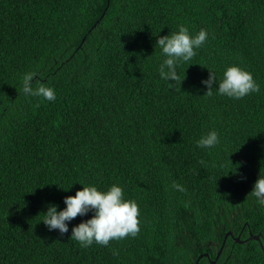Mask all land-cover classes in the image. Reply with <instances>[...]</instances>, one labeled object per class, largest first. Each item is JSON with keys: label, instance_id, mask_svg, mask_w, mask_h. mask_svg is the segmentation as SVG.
Instances as JSON below:
<instances>
[{"label": "trees", "instance_id": "obj_1", "mask_svg": "<svg viewBox=\"0 0 264 264\" xmlns=\"http://www.w3.org/2000/svg\"><path fill=\"white\" fill-rule=\"evenodd\" d=\"M179 24L209 38L169 89L154 44ZM230 64L260 92L203 95L208 69L219 79ZM29 71L55 101L21 92ZM209 130L219 143L196 147ZM259 175L264 0H0V264H264L255 241L235 260L218 252L233 217L264 225L247 197ZM79 183L119 184L139 206L138 235L81 247L71 227L88 216L50 231L41 212Z\"/></svg>", "mask_w": 264, "mask_h": 264}, {"label": "clouds", "instance_id": "obj_2", "mask_svg": "<svg viewBox=\"0 0 264 264\" xmlns=\"http://www.w3.org/2000/svg\"><path fill=\"white\" fill-rule=\"evenodd\" d=\"M208 38L209 33L205 29L201 28L193 34L183 24L177 25L175 31L156 36L154 45L163 57L157 71L160 79L168 84L169 89H174L175 83L180 79L177 73L178 65L181 62L192 61L197 54L196 50L200 49ZM208 71V77L201 81L206 89L203 95H213L212 89L215 88L218 95L240 100L252 93L260 92V86L252 73L239 65L225 66L219 79L215 72L209 69ZM20 90L25 96L42 97L47 101L56 99L55 90L39 81L36 74L31 71L23 75ZM218 143L219 136L215 130L207 131L195 141L196 147L204 149L214 148ZM79 184L81 187L74 195L63 198V208L58 210L57 205L49 203L46 210L41 212L43 219L40 221L50 231L56 230L63 235L69 232V223L73 219L77 216H88L87 219L71 227L69 237L81 247L87 248L93 243L109 247L110 241H120L127 237L135 238L138 235L139 206L135 200L125 198L119 184L112 183L104 189H98L93 184ZM171 188L179 192L185 191L184 187L175 181L172 182ZM247 197L255 201L258 206L264 207V176L259 175ZM89 213L91 215H88ZM114 254L118 252L114 250Z\"/></svg>", "mask_w": 264, "mask_h": 264}, {"label": "flooded vegetation", "instance_id": "obj_3", "mask_svg": "<svg viewBox=\"0 0 264 264\" xmlns=\"http://www.w3.org/2000/svg\"><path fill=\"white\" fill-rule=\"evenodd\" d=\"M235 217L231 219V221H228L227 223L222 225L223 231H220V234L222 235V243L219 249V255L225 254L231 257V260H235L238 255L234 252V248L241 250V245L245 246V248H250V243L252 241L254 242V246L256 243L258 244V247L263 249L262 255L264 256V225L262 223H259L260 226V232L253 233V227L250 223H247L246 221L243 223L236 222L234 220ZM211 241L209 240L207 245H211ZM234 247L231 250V253L228 254L229 247ZM243 260V259H241Z\"/></svg>", "mask_w": 264, "mask_h": 264}]
</instances>
